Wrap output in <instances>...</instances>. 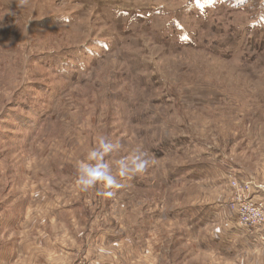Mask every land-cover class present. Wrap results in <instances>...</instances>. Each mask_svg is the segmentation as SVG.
Masks as SVG:
<instances>
[{"label":"rangeland","instance_id":"1","mask_svg":"<svg viewBox=\"0 0 264 264\" xmlns=\"http://www.w3.org/2000/svg\"><path fill=\"white\" fill-rule=\"evenodd\" d=\"M98 133L152 161L111 197L74 183ZM242 229L264 230V0H0V264H250L202 245Z\"/></svg>","mask_w":264,"mask_h":264},{"label":"clouds","instance_id":"2","mask_svg":"<svg viewBox=\"0 0 264 264\" xmlns=\"http://www.w3.org/2000/svg\"><path fill=\"white\" fill-rule=\"evenodd\" d=\"M119 149L120 144L112 142L107 134H96L92 146L76 162L74 183L77 188L82 192L95 190L98 196L111 197V189L121 187L120 180L143 175L152 164L141 147L109 163L106 158Z\"/></svg>","mask_w":264,"mask_h":264},{"label":"crops","instance_id":"3","mask_svg":"<svg viewBox=\"0 0 264 264\" xmlns=\"http://www.w3.org/2000/svg\"><path fill=\"white\" fill-rule=\"evenodd\" d=\"M196 219V218H194ZM205 221H196L195 223H204ZM192 223V222H191ZM235 224V223H234ZM241 229L238 224L233 229ZM264 230H247L227 232L225 235L212 237L210 240L204 239L202 245H211V252L214 251L224 258L249 260L250 264H264ZM4 246H0V258L6 255L8 251ZM208 251V250H207ZM226 258V259H227ZM4 259V258H3ZM0 259V260H3ZM247 262V261H246ZM249 264V263H248Z\"/></svg>","mask_w":264,"mask_h":264},{"label":"built area","instance_id":"4","mask_svg":"<svg viewBox=\"0 0 264 264\" xmlns=\"http://www.w3.org/2000/svg\"><path fill=\"white\" fill-rule=\"evenodd\" d=\"M251 214L254 216V217H257L258 215H262V214H259L258 212H256V211H253V210H251ZM246 226V225H245ZM253 225H250V226H246V227H252ZM249 229H251V228H249ZM253 229V228H252Z\"/></svg>","mask_w":264,"mask_h":264},{"label":"bare ground","instance_id":"5","mask_svg":"<svg viewBox=\"0 0 264 264\" xmlns=\"http://www.w3.org/2000/svg\"><path fill=\"white\" fill-rule=\"evenodd\" d=\"M12 1V0H11ZM12 16V15H11ZM12 28V27H11ZM26 34V33H25ZM66 47V46H65ZM96 84V83H95Z\"/></svg>","mask_w":264,"mask_h":264}]
</instances>
